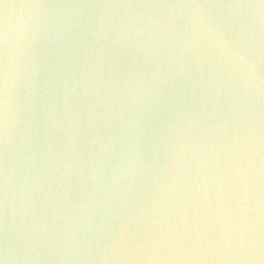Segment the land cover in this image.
<instances>
[{
    "label": "water",
    "instance_id": "water-1",
    "mask_svg": "<svg viewBox=\"0 0 264 264\" xmlns=\"http://www.w3.org/2000/svg\"><path fill=\"white\" fill-rule=\"evenodd\" d=\"M5 29L9 264H264L261 0H0Z\"/></svg>",
    "mask_w": 264,
    "mask_h": 264
},
{
    "label": "snow or ice",
    "instance_id": "snow-or-ice-1",
    "mask_svg": "<svg viewBox=\"0 0 264 264\" xmlns=\"http://www.w3.org/2000/svg\"><path fill=\"white\" fill-rule=\"evenodd\" d=\"M264 5V0H261ZM245 6V5H238ZM8 106H9V75H8V46H7V29L0 32V209L3 213V203L6 196V163L5 157L7 152V130H8ZM191 240V238H188ZM147 238H140L135 233L132 236H127L126 233L118 238H113L112 244L114 248L124 246L131 248L132 245H137L138 249H142ZM200 238L196 237L195 243H199ZM184 238L171 236L165 238L162 242L165 246L175 244L177 247L183 245ZM0 264H9L6 254V248L3 240L0 239Z\"/></svg>",
    "mask_w": 264,
    "mask_h": 264
},
{
    "label": "clouds",
    "instance_id": "clouds-1",
    "mask_svg": "<svg viewBox=\"0 0 264 264\" xmlns=\"http://www.w3.org/2000/svg\"><path fill=\"white\" fill-rule=\"evenodd\" d=\"M244 229L239 228L236 231H233L231 227H228L226 229H223L217 239L213 241V243L223 245V246H232L236 243L243 244L245 241L244 237ZM206 244H208V241H205Z\"/></svg>",
    "mask_w": 264,
    "mask_h": 264
}]
</instances>
